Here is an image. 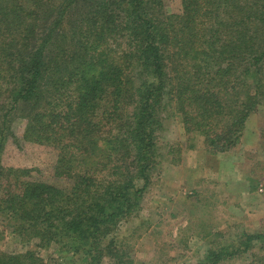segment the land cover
Segmentation results:
<instances>
[{
	"label": "trees",
	"instance_id": "trees-1",
	"mask_svg": "<svg viewBox=\"0 0 264 264\" xmlns=\"http://www.w3.org/2000/svg\"><path fill=\"white\" fill-rule=\"evenodd\" d=\"M260 107L264 0H180L178 13L163 0H0V227L22 248L0 264H46L30 244L66 264H134L115 233L160 163L163 113L217 155ZM17 118L23 140L55 150L63 186L3 164ZM237 259L264 264V218L194 264Z\"/></svg>",
	"mask_w": 264,
	"mask_h": 264
},
{
	"label": "rangeland",
	"instance_id": "rangeland-1",
	"mask_svg": "<svg viewBox=\"0 0 264 264\" xmlns=\"http://www.w3.org/2000/svg\"><path fill=\"white\" fill-rule=\"evenodd\" d=\"M163 5L166 12L180 11V0H163ZM162 121L160 163L143 194L141 208L119 224L115 236L126 245L134 264H194L208 244L226 241L238 230L252 229L264 218V107L248 117L240 145L217 155L204 151L197 137H189L172 111L163 113ZM24 125L20 118L12 123L18 139L6 141L3 164L33 168L35 178L63 186L65 183L52 176L55 150L23 140ZM254 170L262 177L252 191L255 183L249 180ZM0 228L4 232L0 250L20 251L10 229ZM29 247L46 264H66L69 259L68 255L58 256L55 247ZM225 264H243V260Z\"/></svg>",
	"mask_w": 264,
	"mask_h": 264
}]
</instances>
